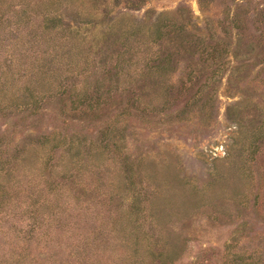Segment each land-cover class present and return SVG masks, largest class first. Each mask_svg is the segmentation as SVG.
I'll return each instance as SVG.
<instances>
[{
    "label": "rangeland",
    "instance_id": "1",
    "mask_svg": "<svg viewBox=\"0 0 264 264\" xmlns=\"http://www.w3.org/2000/svg\"><path fill=\"white\" fill-rule=\"evenodd\" d=\"M0 264H264V0H0Z\"/></svg>",
    "mask_w": 264,
    "mask_h": 264
},
{
    "label": "trees",
    "instance_id": "2",
    "mask_svg": "<svg viewBox=\"0 0 264 264\" xmlns=\"http://www.w3.org/2000/svg\"><path fill=\"white\" fill-rule=\"evenodd\" d=\"M163 15L164 14L160 15V18L157 24L155 25V30H154V32L157 35V40H158L157 44L160 48L159 56L157 58V63H156V65H158L159 67H164L166 64H169L173 59L177 58V56L179 55L181 57L182 53L184 52H189L190 54L189 56L191 57L194 53L193 50L199 51L200 56L202 55L204 57L205 62L214 63L220 58V55L218 53H219V46L220 47L222 46L221 40H225V43L227 45V47L225 48L226 50L227 48L231 47L232 44L235 42L234 39L237 38V41H239L241 39L246 38L245 30H243L244 26L239 25L238 27L236 26L238 30L233 34V38H231L229 42L226 41L227 38H224V39H218L214 42H207V41H200L199 43L196 42L195 45H193L195 46V48L192 47V49H190V47H186L184 44H182L180 47L179 38L182 37L181 34L185 31V25L182 22L180 23L177 18H169V16L164 18ZM235 21L239 23L240 22L239 17H237ZM182 48H184V52ZM163 50H166L165 57L163 56L161 57L162 52H164ZM193 69L194 67H192V70L189 72L188 81H191V79L195 74ZM88 94L90 93L85 94L84 97L80 99L81 104L87 106L86 109H84L85 112H87L88 110L95 111L100 105V101H99L100 96L98 95L99 92L97 91L91 92V95L93 96L89 98H88ZM94 94L97 95V98H95ZM70 99H71V95H70ZM95 99L97 100L95 101ZM71 101L73 104H75L79 100H73L72 98Z\"/></svg>",
    "mask_w": 264,
    "mask_h": 264
}]
</instances>
